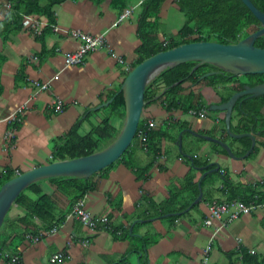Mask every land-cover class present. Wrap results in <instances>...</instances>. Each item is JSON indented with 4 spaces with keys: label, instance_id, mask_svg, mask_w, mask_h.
I'll return each mask as SVG.
<instances>
[{
    "label": "crops",
    "instance_id": "0c3cea01",
    "mask_svg": "<svg viewBox=\"0 0 264 264\" xmlns=\"http://www.w3.org/2000/svg\"><path fill=\"white\" fill-rule=\"evenodd\" d=\"M142 2L129 0L125 9L119 10L112 6L111 0L100 3L65 0L52 7V23L43 13L28 14L23 5L0 0V56L3 58L0 61V179L7 172L17 174L51 162L55 142L76 123H79V132L84 134L101 122L107 110L91 109L107 101L109 95L119 89L126 72L137 59L140 38L136 28ZM47 4L45 0L42 2V5ZM166 4L179 11L174 0H165L159 21ZM127 9H131L130 13L120 19ZM176 13L183 15L180 11ZM17 16L18 21L14 22ZM29 16L43 23H32ZM51 24H55V29ZM68 30L90 35L103 33L105 45L88 53L82 64L64 67V54L82 44L66 32ZM173 31L168 34L160 29L158 37L163 40V34L176 35L179 29ZM109 49L125 63L112 57ZM34 81L48 83V88L36 92ZM188 89L201 92L206 101L217 99L211 88L199 85ZM54 97L64 102L62 112L56 113L50 107ZM24 103L25 110L16 115L18 107ZM170 114L153 102L143 110L146 121L153 120L157 126ZM172 116L188 121L193 131H218L208 134L229 143L220 126L222 112L200 117L175 110ZM112 121L119 126L116 118ZM186 145L203 161L218 165L235 183L246 186L264 180L263 148L250 157L233 159L217 152L211 142L205 140L188 138ZM168 146L171 154H163L155 161L145 180H137L132 170L122 163L96 173L92 179L96 186L86 194L85 208L104 222L97 228H89L66 215L56 232L36 243L16 238L12 244L17 246L21 264H201L203 249L212 235V228L203 225L206 200L202 199L196 209L174 220L149 218L135 225L138 204L145 197L155 203L164 201L169 189L178 188L177 180L188 172V166L177 156V145L175 148ZM132 158L136 165L150 163L148 153L135 147ZM160 165L167 166L161 171ZM199 177L197 174V179ZM220 185L219 179L213 187L208 185L205 189L212 190ZM42 187L46 193L55 194L48 183L43 182ZM213 194L217 196L216 191ZM58 200L66 209L68 200L61 195ZM21 213L14 207L8 215L13 218ZM128 225L134 236L116 237L114 230ZM239 249L264 255V205L241 215L216 234L206 264H243L241 255L237 254ZM56 252H63L65 258L51 263L50 257Z\"/></svg>",
    "mask_w": 264,
    "mask_h": 264
},
{
    "label": "trees",
    "instance_id": "16d2710c",
    "mask_svg": "<svg viewBox=\"0 0 264 264\" xmlns=\"http://www.w3.org/2000/svg\"><path fill=\"white\" fill-rule=\"evenodd\" d=\"M11 1H14L16 6L23 5L24 11L28 14H45L46 18L53 23L54 14L52 7L65 0H45L48 3L47 5H42L44 0ZM90 1L100 3L103 0ZM128 1L111 0V4L119 10H124ZM164 1L143 0L141 3L138 27L136 28L140 38V45L136 48L137 59L126 74L142 60L177 45L193 41L236 43L261 27L259 20L241 0H174L179 11L186 17V22L176 35L165 36L163 34L164 39L160 40L158 37L160 31L159 12ZM251 2L264 12V0H251ZM13 20L17 22L18 16L14 17ZM254 45L264 48V35L256 38ZM2 60L3 58L0 56V61ZM196 64L197 61H187L173 67H167L147 84L144 92L145 106L150 102L159 104L167 112L171 113L170 117L164 120L157 128L146 129V119L142 116L130 146L116 160V162L122 163L132 170L137 180H145L154 162L158 161L163 154L168 156L171 154L172 149L169 148L168 144L173 145L175 148L178 133L183 131L182 149L181 151L177 150V156L188 166V172L177 180L178 188L169 189V195L164 201L155 203L143 197V202L141 201L137 206L139 208H137L135 213L137 218L135 225L140 224V220L149 218L161 217L174 220L184 214H188L189 212L183 211L199 194L197 174L201 175L203 172L216 167L215 163L203 161L192 149L187 148L186 141L189 137L197 141H202L203 139L193 137L187 130L190 128L188 121L174 119L172 112L180 110L183 114H187L189 110L198 111L204 109L207 113H211L208 111V107L212 103L219 104L227 101L233 93L242 90L244 85L253 86L264 82V74L232 75L228 72H216L202 79L201 76L204 73L216 71L218 68L209 63H202L194 68ZM184 84H188V86L185 87ZM199 85L211 88L217 99L206 101L201 92H194V90L188 89ZM164 88L166 90L163 92ZM119 89L107 98L113 97L112 102L108 106L99 109V111L102 109L107 110V114L99 124L93 125L88 132L81 134L79 132V123H76L55 142L52 161L72 159L91 154L104 148L115 138L122 124L125 110L123 95L118 92ZM112 118H116L119 121V126L113 123ZM220 124L224 125V117ZM230 126L234 133L253 132L256 134L257 146L255 145L248 157L258 152L260 148L264 149V95L240 97L233 107ZM222 130L229 137L225 131V126H223ZM140 131L145 132V148L139 147L141 145L139 142ZM230 139L229 147L237 156L243 155L251 144L249 137ZM212 145L217 152L227 155L219 144L212 143ZM134 147L136 149H145L150 156L148 165L140 166L128 161L129 155L134 152ZM187 154L192 156V161L187 158ZM166 166L160 165L159 169L163 171ZM200 167L204 168L201 169ZM19 173L7 172L0 179V186ZM95 174L87 178L77 176L49 177L31 183L20 192L10 210L15 207L22 213L12 218L8 215L9 210L0 227V264H8L13 255H19L16 244H12V241L16 238H18V241L22 239L29 240L28 236L30 235H40L51 231L55 227H59L74 202L94 190L96 183L92 179ZM219 179L221 180L220 187L212 190L205 189L208 185L213 187L214 182ZM43 182L52 186L55 194L46 193L42 187ZM201 187L203 200H206L207 203L215 198L226 201L238 199L247 205H264V180L242 186L233 182L227 172L219 169L208 173L203 178ZM215 191L217 196L213 194ZM60 195L69 202L66 209L59 204ZM196 205L198 204L193 205L191 209H196ZM169 213L174 214L163 217ZM130 227L131 225H128L115 229L116 237L119 235V237L123 238L133 237L134 232L131 231ZM141 240L144 241V238ZM237 254L241 255L243 264H264V255L249 253L242 249H239Z\"/></svg>",
    "mask_w": 264,
    "mask_h": 264
},
{
    "label": "water",
    "instance_id": "95a60500",
    "mask_svg": "<svg viewBox=\"0 0 264 264\" xmlns=\"http://www.w3.org/2000/svg\"><path fill=\"white\" fill-rule=\"evenodd\" d=\"M241 1L259 20L261 24L259 29L236 43L226 44L215 41H193L180 44L155 53L136 64L126 74L118 91L123 95L125 110L122 124L115 138L107 146L91 154L72 159L51 161L21 172L4 182L0 187V227L15 198L31 183L58 176L87 178L118 160L130 146L137 131L139 121L142 118L146 104L144 98L145 87L163 69L187 61H197L194 68L202 63H209L218 68L216 71L204 73L201 76L202 79L216 72H228L232 75L264 74V48L254 45L256 38L264 35V12L258 9L251 0ZM165 90L166 88L163 89V92ZM252 95H264V82L253 86L244 85L242 90L233 93L227 101L219 104L212 103L208 107V111L210 112H222L224 114L225 131L229 137H249L251 139V144L243 155H235L231 147H229V144L220 138L208 133L193 131L192 128L187 130L193 137H199L205 141L219 144L226 151L227 155L233 159H243L249 156L256 145V134L253 132L234 133L230 125L233 107L236 101L242 96L250 97ZM112 100L113 97L100 103L91 110L94 111L106 107ZM182 134L183 131L178 133L176 141L179 151L182 149ZM187 158L192 161L190 154H187ZM200 168L203 169L204 167ZM218 170L219 166L217 165L215 168L207 170L200 175L197 181L199 194L183 212L190 210L193 205L202 201L203 191L201 182L203 178L208 173ZM172 214L174 213H169L164 216Z\"/></svg>",
    "mask_w": 264,
    "mask_h": 264
},
{
    "label": "built area",
    "instance_id": "2783aa9c",
    "mask_svg": "<svg viewBox=\"0 0 264 264\" xmlns=\"http://www.w3.org/2000/svg\"><path fill=\"white\" fill-rule=\"evenodd\" d=\"M131 9H127L120 17V19L124 18L130 13ZM28 19L32 23L42 24L43 22L37 21L32 16H29ZM52 27L55 29V24H51ZM70 35L78 38L82 41L80 48L66 52L64 54L63 65L64 67L73 66V65H80L84 62L86 55L90 52H93L97 49L102 48L105 45V38L104 34L100 33L97 35H90L87 33H83L77 30H68L66 31ZM111 56H113L119 63L124 64L125 61L121 56H117L112 50L109 49ZM34 87L36 88V92L45 90L48 88V83L34 81ZM50 107L56 113L62 112L65 108V104L59 97H54ZM26 108V103L19 106L16 112V115L23 112ZM189 114L200 117L206 116V110L200 109L198 111L189 110ZM146 129L153 128L157 125V123L153 120H147ZM139 142L141 144L140 147L145 148V132L140 131L139 133ZM163 157L161 155L159 158ZM85 201H86V194L83 195L80 199L74 202L72 208L70 209L69 213L67 214V218H76L78 219L83 225L89 228H97L102 222H104L103 218H98L93 216L90 212H88L85 208ZM207 215L203 220V225L212 228V235L209 238L207 245L204 247L202 252V260L201 264H206L208 262V257L210 251L212 249V243L216 234L222 230L223 228L227 227L232 221L238 219L241 215L251 213L255 208L263 206L259 204H245L242 201L235 199L231 201L226 200H217L212 199L210 202L207 203ZM59 227L53 228L51 231L47 233H42L36 236H28L29 240L33 243L40 241L45 236L50 235L57 231ZM65 258V254L63 252H56L50 257L51 263H58L59 261ZM8 264H21V257L20 255H13L10 258V262Z\"/></svg>",
    "mask_w": 264,
    "mask_h": 264
},
{
    "label": "rangeland",
    "instance_id": "374dc122",
    "mask_svg": "<svg viewBox=\"0 0 264 264\" xmlns=\"http://www.w3.org/2000/svg\"><path fill=\"white\" fill-rule=\"evenodd\" d=\"M176 12H179L178 10H176V8L173 6V8H172V6H168L167 4L165 5V7L164 8H162V11H161V13H160V21H159V29H161V30H163V31H165V32H167L168 34H170V32H172V33H174V29L177 31L178 29H180L184 24H185V17L182 15V14H178V13H176ZM176 13V14H175ZM173 14H175V16H174V18H172V15ZM214 113H217V112H211L210 114H214ZM142 116H143V114H142ZM212 117L213 116H211L210 115V117H209V120L210 121H212ZM220 126H221V129L223 128V126H225V124L223 125V124H220ZM214 127H216V126H214ZM213 127V128H214ZM154 128H157V125L155 126V127H153L152 129H154ZM214 129H217V127L216 128H214ZM210 133H212V134H217L218 133V131L217 132H214L213 130L211 131H209ZM228 140H229V142H231V137H227V136H225ZM191 137H189V139H190ZM192 139V138H191ZM209 142V141H208ZM211 144H212V142H211ZM141 146V145H140ZM139 146V147H140ZM142 150V149H141ZM145 150V149H144ZM133 157V152H132V154H130L129 155V160L128 161H131V162H133V163H135L134 161V158H132ZM119 162H114L113 163V165H115V164H118ZM136 164V163H135Z\"/></svg>",
    "mask_w": 264,
    "mask_h": 264
},
{
    "label": "bare ground",
    "instance_id": "6f19581e",
    "mask_svg": "<svg viewBox=\"0 0 264 264\" xmlns=\"http://www.w3.org/2000/svg\"><path fill=\"white\" fill-rule=\"evenodd\" d=\"M110 53V52H109ZM116 54V53H115ZM117 55V54H116ZM118 56V55H117ZM113 57V56H112Z\"/></svg>",
    "mask_w": 264,
    "mask_h": 264
}]
</instances>
